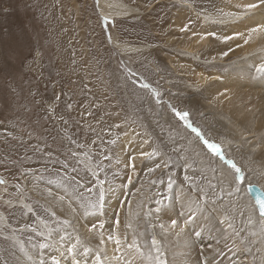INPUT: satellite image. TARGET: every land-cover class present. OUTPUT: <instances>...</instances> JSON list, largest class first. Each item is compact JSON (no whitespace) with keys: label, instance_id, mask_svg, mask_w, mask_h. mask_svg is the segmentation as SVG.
Wrapping results in <instances>:
<instances>
[{"label":"rangeland","instance_id":"obj_1","mask_svg":"<svg viewBox=\"0 0 264 264\" xmlns=\"http://www.w3.org/2000/svg\"><path fill=\"white\" fill-rule=\"evenodd\" d=\"M120 1L125 5L136 7L139 12L125 18L107 20L105 23V20L102 21L104 18L101 19L95 0H0V161H3L0 163V177L8 181L7 193L3 191L5 186L0 185V195H3L4 199L16 196L13 185L19 183L24 189V194L31 197L27 202L35 206V202L40 200V203L47 207L45 201L33 189L36 183H39L40 191L49 187L46 183L47 178H50L49 173L45 171V162L39 158L38 153L32 151L31 146L37 144L43 146L47 141L53 149L62 150L63 145L67 143L66 140L61 139L65 135H71L79 142L90 143L97 133L105 140L117 138L115 145H106L110 148L109 154L112 156L111 161L105 162L108 166L107 178L113 186L126 183L127 176L132 175L130 170L124 167L128 159L127 153L128 156L137 155V174L133 175L134 185L129 186L130 194L124 198L131 201L132 212L138 208L144 215L147 213L146 216L151 214L152 216L146 218L147 221L155 218L156 222H159V212L166 206L165 210L171 208L178 218L181 201L185 198L190 200L187 203L189 207L193 205V196L187 182L184 181V176L193 175L194 170L198 180L202 174L218 188L225 187L217 181L218 172L212 171L213 168H217V161L212 163L209 156L197 158L192 153L171 151L174 147H189L187 141L192 139L191 133L173 118L167 103L156 104L150 91L139 86L142 82L157 88L162 94L163 101L170 102L182 110H188L194 125L222 143L226 155L234 159L244 173L246 171L249 176L258 172L259 167L252 166L254 156L247 154L236 143H234L235 148L232 149L231 135L216 121L218 119L216 115L203 105L207 81L199 84L193 79L191 72L184 69L188 66V62L203 63L208 57L205 55L202 57L201 52L188 51L180 46V43L182 44L183 40L189 37V31L177 34L166 32L172 28L171 21L173 23L175 20L174 12L185 5L182 1L186 2V10L194 16L190 27L198 19L204 20L199 0H180V4L173 0ZM214 1L216 4L213 8L211 6L207 10L211 13L216 12V7L221 5L219 0ZM213 21L215 20L208 19L206 22L215 29L213 31L210 28L211 32L219 34L218 30L225 24L223 26ZM109 36L111 38L113 36L120 43H129L138 48L117 49L108 41ZM210 42L207 47L212 56L216 47L220 46V42L211 37ZM128 69L135 73L131 78L128 77ZM204 70L205 75L211 71L206 68ZM133 80L136 81L135 84L132 83ZM84 85H87V88H84ZM88 88L91 92H88ZM62 90L73 93L75 110L69 126L55 121L45 122L41 119L47 106L44 101L51 102L53 94ZM32 93H35V96ZM92 100L101 105L97 116H103L102 124H98L92 117L86 115L81 117L82 109ZM36 101L41 103L37 104ZM37 120L39 124L36 123ZM76 120H81L79 128L76 127ZM88 123L92 124L96 132L87 131ZM114 124H120L121 128H112L111 135L101 131L102 128L107 130ZM65 128L67 132L64 131ZM8 132H11L16 139L7 137ZM125 132L127 135L124 134ZM28 133H31V137ZM149 136L151 142L144 144L143 140L148 139ZM53 137L56 139L53 140ZM131 144H136L135 148H132ZM153 147H158L160 155L151 159L139 158L141 151H151ZM191 147L195 148V143ZM121 155L124 157L122 158ZM182 155L189 156L190 160H196L193 169L188 170L187 173ZM118 159L122 161L119 164ZM165 162L167 167H164ZM156 164H160L161 167L149 173L148 169L155 167ZM48 167L51 165L48 164ZM22 172L27 174V179L21 175ZM33 173L43 174L45 181L37 182L33 178ZM84 174L83 171L80 173V175ZM103 175L104 173H101L102 177ZM169 177L174 180L171 189L168 188ZM207 180H201V185L206 184ZM51 187L57 195L64 194L62 188L56 185ZM176 195L179 197L177 198ZM231 198L232 195L229 196L225 190L223 200L217 203H228L224 210H230L234 203ZM158 200L161 203H156ZM125 208L123 210L127 213L128 209ZM55 209L58 216L67 215L66 210L65 215L64 212L59 211L58 204ZM211 209L212 206L209 205L205 212L211 215ZM37 211L41 215H46L39 208ZM19 214L17 210L12 217L13 227L23 224H19L21 221ZM116 216L113 214V220ZM82 217L84 221L88 217L89 227L96 224L98 218L103 219L81 213L80 221ZM123 217L125 219L126 215ZM179 218L182 220L181 217ZM29 219L30 224H35L34 226L38 224L34 217L30 216ZM153 225L148 224L149 227ZM189 228L192 230L191 226ZM69 231H72L71 228ZM78 231L83 238V232ZM29 235L33 234L17 232V236L25 241L27 249L33 254L35 250L27 242ZM0 240H2L1 246H8L9 242H5L2 238ZM36 241L37 238L33 235L32 243ZM90 243L92 244V241ZM200 259L201 262L197 264H203L205 258Z\"/></svg>","mask_w":264,"mask_h":264},{"label":"snow or ice","instance_id":"obj_2","mask_svg":"<svg viewBox=\"0 0 264 264\" xmlns=\"http://www.w3.org/2000/svg\"><path fill=\"white\" fill-rule=\"evenodd\" d=\"M99 0H97V5ZM237 11H229L224 13L221 11V15L227 17L230 21L242 22L245 18H248L251 14H255L258 10L264 13V0H246V2L238 3L235 5ZM207 19V17H206ZM107 23V18H104ZM214 23H225V20L220 19L213 21ZM184 25L180 28L181 32L190 31V25ZM195 34V33H194ZM199 35V34H195ZM254 36H264V23H259L254 27H248L246 31H236L230 35L217 34L216 32H207L200 36V39L204 40L209 37L220 41L222 43H228L229 41L243 40L244 44H248ZM111 36L108 37L111 42ZM240 47V44L236 45ZM232 49L230 48L229 51ZM223 56H227L228 52H223ZM259 72H264V66L258 69ZM128 77L131 78L135 75L130 69L127 70ZM132 83H136L135 80ZM142 89L150 91L152 97L155 99L157 105L167 103V107L171 112L173 118L179 123L181 127L194 134L193 139L187 141L189 147L185 148L174 147L171 149L177 153H192L194 157L209 156L212 159V163L219 161V168L221 165L226 166L220 170L218 181L220 185H226L227 194L231 196L233 193H239L242 185L246 183V176L241 166L237 162L229 158L222 143L217 142L210 135L206 133L198 126L194 125L191 119V113L188 110H182L172 103L163 101L162 94L157 88L152 87L149 83H140ZM87 88V85H84ZM91 92V89H87ZM15 91V89H13ZM35 96V93H32ZM64 97V99H62ZM73 93L64 92L53 94L51 102L44 101L46 107L44 114L41 117L45 122L55 121L64 126H69L72 122V113L74 112ZM37 104L41 101H36ZM61 105L63 107L61 108ZM101 108V105L94 100L90 101L87 107H84L81 112V117L84 115L92 117L97 120L98 124L104 122L103 116H97V111ZM27 110V109H26ZM39 124V120L36 121ZM76 127L81 126V120L75 121ZM112 128H121L120 124H114L109 126L107 130L101 129L106 132L107 135H111ZM67 132V128L64 129ZM87 131L96 132V129L92 124H87ZM127 135V133H124ZM31 137V133H28ZM139 135V134H138ZM145 135H148L145 133ZM7 137H12L11 132L7 133ZM184 139V137H181ZM56 137H53L55 140ZM66 140L67 143L63 145V149H53L47 141L43 146L37 144L32 145V151L39 154V158L45 162V171L49 173V177L46 183L49 187L43 191L39 189V183L34 185L35 191L38 192L41 199L48 205L45 207L40 203V200L35 202V206L27 201L31 200L30 196L24 194V189L21 188L19 183L14 184L16 189V196H9L8 199H4L3 195H0V238L8 243V247L3 249L7 256L0 258V264H21L19 253H23L26 257V264H169L166 259L165 251L161 246L156 235L152 234L150 241L143 239L146 236L145 231H140L139 226V213H136V225L134 226L131 219L125 224V232H120L121 221L119 214L115 218V232L105 233L103 231L105 224L104 220L100 219L98 223L92 224L88 232L90 239L94 238L96 243L93 245L90 243V239L86 240L82 238L81 234L74 227L75 219L82 213L84 215H95L97 217H103L105 215L106 206L108 200L112 197L126 196L130 194L128 192L129 186L134 185L133 175L137 174L136 160L137 155L130 154L127 162L124 163V167L129 169L132 175L127 176L126 183L120 184L119 188L113 186L111 181L107 178V165L106 161H111L112 156L109 154L110 148L106 147L115 145L117 138L105 140L99 133L96 134L91 142H79L71 135H65L61 138ZM99 141V143H98ZM151 142V137L143 140L144 144ZM193 143L196 144V148L191 147ZM160 155L158 147H153L151 151H141L139 158L151 159L154 156ZM31 159V157H28ZM184 160L185 172L193 169V165L196 160H190L189 156L182 155ZM3 163V161H0ZM14 163H17L14 161ZM117 163H121L118 159ZM201 163L203 161L201 160ZM48 164L51 167H48ZM58 166V167H57ZM160 164H156L155 167L149 168L148 172L152 173L156 169L160 168ZM164 167H167V162L164 163ZM217 168H213L212 171L216 172ZM84 175H80L81 172ZM101 173H104L103 177ZM22 176L27 179V174L22 172ZM33 178L37 182L45 181L43 174L33 173ZM201 180H207L202 174L200 180L197 179L196 171H193V175L184 176V181L187 182L188 187L193 196V208H189V215L184 221L187 225L196 219L197 211H203L209 205L213 206V211H216V205L218 201L223 200V194L225 187H219L213 184L211 180H207V183L201 185ZM174 180L169 177L168 188L171 189ZM0 185L5 186L4 193L8 192V181L0 177ZM52 185H56L64 190L63 195H57ZM140 191V189H137ZM248 193L253 197L254 203H248L242 207L233 205L230 210L222 212L221 217L216 221V227L214 231L219 234V239L215 235H211V240L215 241L217 247L213 248V245L209 243L204 250L206 253L203 264H224V260H228V264H244L242 259H236L237 256H243V254L251 255L253 253V247H256V252H264V191L256 189L252 185H248ZM119 193V195H118ZM161 203V201H156ZM59 205V211H67V215L64 217L58 216L55 210V205ZM127 204L128 216L132 217L131 202L125 200L121 204L123 208ZM223 208V205H220ZM40 209L44 214L38 213L37 209ZM19 211L21 219L24 217H34L38 222L36 226L33 224L24 222L19 227H13L11 224L12 217L15 211ZM7 213V214H6ZM239 218L240 223L237 224ZM211 221L213 217H208ZM172 227H177V222L172 221ZM41 228L43 230H41ZM72 231H69V229ZM163 229L164 226L161 225ZM129 231L131 237H129ZM210 233L213 229L209 230ZM17 232H28L33 234L37 241L32 243L33 235L27 237V242L31 244V248L35 250V254H31L26 247L25 241L21 240L17 236ZM201 231H195L194 236L196 238H202ZM221 239L225 240L224 248L227 249L225 253L224 249L219 248ZM232 241V246L229 247L227 240ZM109 244L112 245L111 252L109 251ZM8 257H12L9 259ZM257 257L253 256L252 264H256ZM259 264H264V255L259 257Z\"/></svg>","mask_w":264,"mask_h":264},{"label":"bare ground","instance_id":"obj_3","mask_svg":"<svg viewBox=\"0 0 264 264\" xmlns=\"http://www.w3.org/2000/svg\"><path fill=\"white\" fill-rule=\"evenodd\" d=\"M173 1L179 2L180 4V0ZM219 2H221V5H219L218 7L215 6L216 12L212 11L211 13L207 10L211 8V6L213 8V6L216 4L215 1L199 0V7L203 10L202 18L204 20L198 19L197 22L190 27V31L188 32L189 37H186V39L183 40L182 44L180 43V46L187 49L188 51L201 52L202 57L205 55L208 57V59L203 63L188 62V66L184 67V69L187 72H191V76L199 84L207 81L204 90L205 98H203V105H205V108L207 110L216 115L215 117L218 118L216 119V121L219 122L220 126L222 125L223 128L225 127L227 129L226 131L231 135V148L234 149V143H236L241 146L247 154L254 156L252 166H258L259 169L257 170V173L249 176L245 171V184H256L264 191V72L258 71L260 67L264 66V36H254L252 41H250L248 44H244L243 40L229 41L228 43H222L219 41L220 46L216 47V51L212 56H210L211 54L208 52L209 48L207 47V44L210 42V37L204 40L200 39L201 35L207 32H211L210 28L212 27L206 22L208 19L215 21L220 19L225 20V23H223V26L224 24L225 26L223 28L220 27L218 33L230 35L236 31H246L248 27H254L259 23H264V13L258 10L255 14H251L242 22L230 21L227 17L221 15V11L224 13H227L229 11H237L235 5L238 3L246 2V0H219ZM182 3L186 5L185 1H182ZM185 5L182 6V8H180L177 12H174L175 20L173 23L171 21L172 28H167L169 30H167L166 32L169 33L171 31L173 32V34H177L179 32L181 33L180 28L184 27V25L186 24H189V21H191L192 24L194 16L189 10H186L187 8ZM96 6L99 14L101 15V19L106 17L107 20L125 18L139 12L136 7L129 6L128 4L125 5L120 0H99L98 5L96 0ZM188 6L192 7V5L189 4ZM102 21L104 22V19ZM212 30L214 31L215 29L212 28ZM194 33L199 35H195ZM110 43L117 49L121 50H136V48H138L137 46L131 45L129 43H120L117 39L113 38V36ZM237 44H240V47H237ZM230 48L232 49L231 51H229ZM223 52H228V55L223 56ZM207 54H209V56ZM205 68L211 69V71L207 72V75H205ZM190 135L193 139V134ZM135 145L136 144H133L132 148H135ZM195 148H197L196 144ZM126 157H128V153ZM217 163L219 165L218 160ZM223 168L226 167L221 165L217 169V176H219L220 170ZM245 184L242 185L241 191L239 193L232 194L231 199L234 200L232 206L236 205L239 208L247 205L248 203H253L251 198L245 193ZM223 186L226 187V185ZM115 187L119 188V185L117 184V186ZM177 191L180 193L178 189ZM178 197L179 196H177V198ZM125 200L126 199L124 198V196H119V199H117V197H112L108 200L105 215L103 216L105 224L103 231L105 233L116 231L115 220H113L112 218L113 214H119V219L121 221L120 232L123 233L125 232L124 224L129 219H131L134 226L136 225V213H139L140 231H145V229L147 230L146 236L143 239H148L150 241L151 235L155 234L157 240L160 241L161 246L165 251L166 259L169 261V264H197L198 262H201V257L205 258L206 253L204 250L207 248V245L209 243L213 245V248L217 247L215 241L211 240L210 237L211 235H215L218 239L220 238L219 234L214 231V228L217 226L216 221L221 217V214L223 211H225L224 209L228 205V203H217V205L215 206L217 209L216 211H213L212 206L211 217H213V219L211 221L208 219L210 215H208L204 209L203 211H197L196 219L193 222L185 225L184 221L189 215V208L191 207L194 211H196L194 205H191L190 207L188 206L189 204L187 203L189 198H185L181 201V211L180 213H178L180 214L178 216L181 217L182 220H180L179 217H175L173 213L174 210L172 211L171 208L170 210L168 209L166 211V206L164 210H159V222H156L157 219L155 218H150L151 221H147L146 218L151 214L146 216L147 213L144 215L142 213L143 211H139L138 208L137 210H134L132 212V217H129L128 212L126 213L125 210H123V208L126 207V204L123 208H121V204L124 203ZM221 204L223 205V208L220 207ZM126 208L128 209V207ZM124 215H126L125 219H123ZM173 216L175 218H173ZM29 218L30 216L21 219L19 214V219H21L19 224L24 222L31 223V220ZM173 220L177 222V227L175 228L172 227ZM98 222L99 218L97 220V223ZM237 223L239 225V218L237 219ZM148 224L155 225L149 227ZM161 225L164 226L163 229L161 228ZM74 226L77 227L78 230H81V233L83 232L82 235L84 239H90V234L88 232V217H86L85 221L82 217V220L80 221L78 216L75 219ZM190 226L192 227V230L189 228ZM202 229V238H196L194 236V232L201 231ZM210 229H213L211 233L209 231ZM129 237H131L130 231ZM91 241L93 245L96 243V240L94 238H91L90 242ZM226 242L229 247L232 246V241L230 239ZM1 243L2 240H0V244ZM224 244L225 240L221 239L219 248L224 249L225 253H227V249L224 248ZM7 247L8 246L3 247L0 245V258L7 256V253H4L2 251ZM108 247L109 251L111 252L112 245L109 244ZM256 247H259V245L253 247V253L251 255L243 254V256H237L235 258L242 259L244 264H252L253 256H256V264H259V257L261 255H264V252L257 253ZM16 251L17 255L20 256L21 264H26V257H24L23 253H19L18 250ZM34 254L35 252H33V255ZM8 258L12 259V257ZM224 264H228L227 259L224 260Z\"/></svg>","mask_w":264,"mask_h":264},{"label":"water","instance_id":"obj_4","mask_svg":"<svg viewBox=\"0 0 264 264\" xmlns=\"http://www.w3.org/2000/svg\"><path fill=\"white\" fill-rule=\"evenodd\" d=\"M95 4H96V0H95ZM248 183L247 184H245V193L251 198V200H252V202L254 203V199H253V197L248 193V191H247V189H248ZM250 185H252V186H254L256 189H258V190H260V191H263L258 185H256V184H253V183H251Z\"/></svg>","mask_w":264,"mask_h":264}]
</instances>
